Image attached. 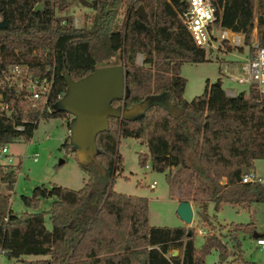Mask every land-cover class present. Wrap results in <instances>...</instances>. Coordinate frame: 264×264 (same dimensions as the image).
I'll list each match as a JSON object with an SVG mask.
<instances>
[{
	"label": "trees",
	"instance_id": "16d2710c",
	"mask_svg": "<svg viewBox=\"0 0 264 264\" xmlns=\"http://www.w3.org/2000/svg\"><path fill=\"white\" fill-rule=\"evenodd\" d=\"M210 1L216 26L242 36L239 53L246 48L247 55L253 54V32L264 46V0ZM139 5L147 22L136 14ZM70 6V0H0V22L5 21L0 28V94L7 106V113H0V145L19 138L29 141L41 120L67 116L52 109L57 95L67 92L63 74L77 82L99 68L98 62L116 57L127 74L128 96L113 101V107L130 110L162 94L171 98L173 107H144L134 121L108 118L107 128L96 136L95 163L79 165L87 174L82 188L36 186L30 196H20L25 208L35 210L42 199L54 198L46 213L15 215L8 208L19 165H0V184L8 192L0 197L1 255L17 262L22 256L44 258L29 264H205V257L215 250L219 264H247L236 238L230 239V261L228 243L214 234L204 236L196 249L195 228L151 227L148 200L117 193L113 186L123 168L120 139L132 138L144 142L152 171L164 174L171 195L175 186L195 181V189H205L216 212L223 205H264V182H241L255 161L264 160V93L250 88L228 96L217 80L220 86L206 81L202 94L190 102L183 98L182 64L208 61L180 18L188 9L187 0H95L98 17L88 28H76L70 15L56 14ZM139 54L144 57L142 66L135 63ZM16 65H24L33 76L53 77L49 111L32 107L4 83ZM61 147L74 155L69 137ZM250 225L230 228L253 237L256 232Z\"/></svg>",
	"mask_w": 264,
	"mask_h": 264
},
{
	"label": "rangeland",
	"instance_id": "374dc122",
	"mask_svg": "<svg viewBox=\"0 0 264 264\" xmlns=\"http://www.w3.org/2000/svg\"><path fill=\"white\" fill-rule=\"evenodd\" d=\"M86 1L91 6L83 5L81 0H70V8L64 12L56 10V14L70 15L76 28H88L90 21L95 20L98 13L94 8L95 0ZM122 18L123 15H119L118 25L121 24ZM255 39L256 35L253 32L252 41ZM245 56H247L246 48L243 53H239L226 47H220L218 51L206 53L208 60L206 63H183L180 69L181 77L186 80L183 98L190 102L196 96L201 95L206 81L209 84H214L220 80L223 90L230 96L247 92L248 88L231 81L228 76L236 74V68L243 62ZM143 59V55H137L136 65L142 66ZM98 66H123V62L119 57H116L109 61H100ZM153 105H161L172 110L173 102L167 95L162 94L149 98L144 107ZM70 119L66 116L47 121L41 120L29 141L19 138L9 144L0 145V150L6 146V155L11 157L9 163L8 158L0 155V165L9 167L19 165L16 183L8 203V208L15 215H20L24 211L46 213L50 210L54 198L42 199L36 210L27 209L22 205L20 196H30L36 186L49 188L52 185H57L62 188L79 190L86 182L87 174L79 167L75 155H69L61 147L63 141L69 137L68 121ZM118 153L123 159V168L115 176L113 189L115 192L127 196L145 197L149 202L148 222L150 226L195 228L196 249L203 242V230H205V236L207 234L219 236L222 242L228 243V261L232 259L230 239L236 238L241 243L247 264H264V255L255 246L254 238L246 232H236L230 228V224L248 225L251 222L250 228H253L256 233H263L264 205H253L249 209L223 205L216 212L214 204L208 203L206 200L205 189H195V181L191 186L186 183L181 188L175 186L171 195L164 174L144 168L145 164H150L144 142L132 138L120 139ZM34 155H37V161L33 160ZM253 171L258 178L264 181V160L256 161ZM153 181L156 182V185L154 189H150L149 185ZM7 194L4 185L0 184V197ZM193 194L195 195L193 196ZM186 199L193 210V221L190 225H185L176 214L179 202ZM205 208H207V216L202 217L200 214ZM45 226L48 230L51 228L48 215L45 216ZM24 258H26L25 261ZM24 258L21 262L7 261L0 253V264H29L34 262L33 260L44 259L37 256H25ZM205 263L219 264L217 251L214 250L206 256Z\"/></svg>",
	"mask_w": 264,
	"mask_h": 264
},
{
	"label": "water",
	"instance_id": "95a60500",
	"mask_svg": "<svg viewBox=\"0 0 264 264\" xmlns=\"http://www.w3.org/2000/svg\"><path fill=\"white\" fill-rule=\"evenodd\" d=\"M83 5L91 6L86 0ZM138 18L147 22V14L142 5L136 8ZM5 21L0 22V28ZM126 71L124 66H107L97 68L91 75L74 82L68 74H63L67 92L52 109L57 113H65L69 120V143L78 165L86 168L95 163L98 155L96 136L108 125V118L134 121L142 112L144 105L139 104L130 110L113 107V101H123L128 96L125 86ZM214 85L220 86L218 83ZM147 101V100H146ZM62 163V162H61ZM176 214L185 224L193 221V210L189 202H180ZM258 233L253 238H260ZM176 251L173 252L175 255Z\"/></svg>",
	"mask_w": 264,
	"mask_h": 264
},
{
	"label": "built area",
	"instance_id": "2783aa9c",
	"mask_svg": "<svg viewBox=\"0 0 264 264\" xmlns=\"http://www.w3.org/2000/svg\"><path fill=\"white\" fill-rule=\"evenodd\" d=\"M188 9L180 14L183 25L191 36L195 45L207 53L208 51H218L220 47L230 48L232 51H237L243 47V38L240 34L232 33L228 30L221 29L216 26L215 8L210 0H187ZM251 49L253 54L247 55L243 62L239 65L235 75L229 74L231 81L245 88H255L259 93H264V46H261L255 39L252 41ZM7 85L12 86L18 94H21L25 101L30 103L32 107L40 106L47 111L51 90L53 85V77H37L24 65H16L10 68L8 74L4 78ZM63 98L62 95H57L59 101ZM7 113V106L2 101L0 94V113ZM21 129V128H19ZM7 154L6 146L0 150L2 157L8 158L11 162V157ZM37 161V155L33 157ZM145 169H151L150 165H145ZM241 182L243 184L263 182L253 171L242 175ZM226 183V179H222V184ZM156 182L153 181L150 189H154ZM205 236V231H203ZM255 246L264 255V237L254 239Z\"/></svg>",
	"mask_w": 264,
	"mask_h": 264
},
{
	"label": "crops",
	"instance_id": "0c3cea01",
	"mask_svg": "<svg viewBox=\"0 0 264 264\" xmlns=\"http://www.w3.org/2000/svg\"><path fill=\"white\" fill-rule=\"evenodd\" d=\"M237 69H238V67L236 68V72H237ZM222 87V86H221ZM222 89H223V87H222ZM229 91H231V90H229ZM228 96H230L228 93H226ZM256 162V161H255ZM255 162H254V165H255ZM148 164V163H147ZM147 164H145V165H147ZM144 165V166H145ZM150 165V164H149ZM145 168V167H144ZM148 170V169H147ZM253 171V170H252ZM254 172V171H253ZM264 182V181H263ZM179 202V201H178ZM180 203V202H179ZM152 227V226H151ZM181 227H184V226H181ZM203 231H205V230H203ZM194 241H195V239H194ZM195 244V243H194ZM196 247V246H195ZM172 254H173V251H172ZM175 255H179V252L178 251H176V253H174ZM25 256H22L21 258H20V260H22L23 258H24ZM42 258V257H41ZM40 258V259H41ZM25 259L26 258H24V261H25ZM23 261V260H22ZM33 261H36V260H33ZM204 262H205V259H204ZM206 264V263H205Z\"/></svg>",
	"mask_w": 264,
	"mask_h": 264
}]
</instances>
